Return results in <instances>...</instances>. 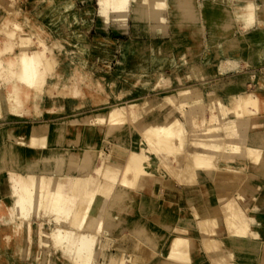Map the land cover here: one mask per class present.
Segmentation results:
<instances>
[{"label":"bare ground","instance_id":"bare-ground-1","mask_svg":"<svg viewBox=\"0 0 264 264\" xmlns=\"http://www.w3.org/2000/svg\"><path fill=\"white\" fill-rule=\"evenodd\" d=\"M141 1L144 4L148 2L150 6H153L150 8V10L154 9L153 13L148 9L149 4L148 8H145V11L149 10L148 14L151 17L162 18V11L166 6L165 0ZM221 1L224 0H215L217 6ZM232 1L231 6L216 7L214 13L211 14L216 40L223 35V29L232 26L233 22H238L245 28L254 26L259 19L257 16L259 10L260 12L264 11V4L258 6L255 0ZM130 2L131 0H99V11L106 20L114 15L125 21ZM198 6V0H180L174 5L177 17L181 18L176 23L178 32L186 33L189 30L192 35H196L197 30H194V27L196 26ZM9 18L5 19V22L8 20L9 23ZM14 25L19 27L17 23ZM1 39L0 36V41ZM244 44L251 48L249 51L251 57H264V34L260 33L259 35L258 31L249 32L244 39ZM37 45L38 49L33 50L23 44V48L16 57L17 72L10 79L7 78L8 84L4 89H1L0 82L1 116L8 113L31 115L25 102L32 103L35 112L33 115H36V119L47 113V108L43 111L40 104L37 103L32 86L36 83L40 68L48 64L51 58L43 40L38 38ZM212 52L215 54V59L209 56ZM240 52L241 43L234 36H229L206 50V63L209 65L213 60H216L220 64L221 60L225 59L232 63L231 70H237ZM183 65L181 70L176 69L174 72L178 79L201 78L206 75L203 67L193 61L189 60ZM228 69L224 70L228 71ZM4 70H8V67L4 68V62L0 59V77L3 76ZM216 71L218 72L216 69L214 73H217ZM179 73H183V75H179ZM243 83L245 80L235 79L224 83L219 88L223 93L239 96L230 110L232 114L235 116L248 114L249 116L247 128H250L251 131L243 137L247 141L245 142L246 153H242L243 146L239 145L237 141L227 139L228 137L226 138L222 133L220 136L224 138V141L230 142L228 143L231 146L230 153L223 149V146L216 140L214 142L211 139H208L211 142L203 138L198 140L199 145L206 143L209 148L219 152L220 155L223 154L220 167H223L224 170L245 166L247 159L244 163H236L242 159L243 154L248 156L251 161L258 160L259 151L261 147H264V119L258 120V117L264 115V81H258L255 91L245 89ZM216 90H218L217 87L207 90V95L209 97L215 95ZM87 92L91 94L90 91ZM129 92L130 90H122L118 94L119 96L130 95ZM180 95L183 97L184 93L181 92ZM176 98H179L177 94L169 95L167 104H177ZM197 100L199 98H192L188 102H184L195 103ZM214 100L218 102V106H216L218 111H222L225 108V103L219 97ZM212 102L211 105L214 104ZM51 103V108L59 110V113H64L65 109L62 103L55 99H52ZM142 103V101H131L123 108L116 107L109 110L69 115V117L59 120L55 125L40 122L34 124L25 136L15 130V125L7 126L6 138L15 143L25 144L29 141L47 140V143L43 144L45 155L42 166L34 163L22 167L25 159L22 160L20 156L16 155L15 161H10L11 158H7L6 155L8 148L0 145V171L8 169V166L12 169L10 175L14 176L11 179L17 181L19 185L18 190L12 191L15 196L12 215L16 213L24 221L31 213L37 212L42 207L52 211L61 226H65L67 223L74 226V231L69 230L70 228L67 229L68 227L65 229L58 227L52 232L54 241L62 246H65L68 241L66 249L72 251V259L84 264H89L92 261L100 235L106 238L104 256L109 262L107 264H152L150 262L152 260H155L156 264H264V231H261L264 213L257 210L255 203L248 211L241 206L237 197L228 198L224 192L228 188L224 182L226 180L224 174L217 178L220 189L217 195L207 196L206 200L199 201L194 207L188 204L186 209L177 210L176 216H186L188 220L180 218L181 222H176V226L172 225L169 228V224L174 221L172 219L173 208H180L186 200V195L169 196V188L165 187L164 179L170 177L182 186H188L191 189L190 187L198 184L201 180L209 179L204 168L212 165L210 162L212 155L185 148V137L188 133L185 119L175 115L171 110L166 114L168 116L166 123L158 125L151 123L146 127L143 126L141 132L146 145L134 147V144L130 143L129 138L126 137V128L124 127V129L120 125L130 118L136 121L140 112L151 109V107H143ZM213 106L216 109L215 105ZM225 112H227L226 108ZM225 112L222 111L223 116ZM212 117L210 119L220 127L223 117H214V119ZM232 123L236 129H239L240 125L238 126V124L243 122L237 120ZM223 125L226 127L228 123ZM204 128L198 131V135L212 138L209 125ZM69 130L87 132L91 139L106 140L115 136L117 143L123 146L122 148L127 151V154L118 156L117 153H111L112 151L110 153L100 151L95 146H87L81 151L76 149L67 151L65 140ZM229 134L233 133L229 132ZM226 153L228 154L226 155ZM228 155L234 157L228 159ZM152 156L163 161L165 165H162L166 166L165 170L167 169L164 173L153 170L152 161L154 158ZM161 161L159 163H162ZM157 168L159 170V167ZM258 168L264 169V163L259 164ZM92 172L98 174L97 180L91 176ZM6 192V199H9L10 191ZM71 194L78 195L79 198L83 197L84 205L80 206L81 210H75L76 204L73 205V210L71 205H68ZM160 204L165 206L161 213ZM138 208L146 210L148 215L154 218L160 214L159 218L161 219H157L160 227L155 228L147 225V220L133 222L134 214L138 213ZM71 216L73 217L72 225ZM192 217L193 219L196 217L197 220H193ZM132 222L134 226L130 229L133 233L130 255L124 256L123 251L126 250V244L122 245L118 241L114 243L117 248L116 253H109L106 247L109 246V241L114 238L113 229L125 225L130 226ZM141 223L144 225L141 226ZM174 227L175 232L172 231ZM196 230L197 233H195ZM168 232L174 234L171 235ZM2 235L3 239L7 238L5 232Z\"/></svg>","mask_w":264,"mask_h":264},{"label":"rangeland","instance_id":"rangeland-1","mask_svg":"<svg viewBox=\"0 0 264 264\" xmlns=\"http://www.w3.org/2000/svg\"><path fill=\"white\" fill-rule=\"evenodd\" d=\"M179 1L165 0L166 6L160 19L158 16L151 17L148 14L150 8H153L148 2L144 4L141 0H131L127 18L124 21L114 15L107 20L102 19L97 14V9L100 10L99 0H0V36L2 38L0 41V59L4 62V68L8 67V70H4L3 76L0 77L1 89H4L8 84L7 78L10 79L17 72L16 57L23 48V44H26L28 48L37 50V41L40 38L45 42L48 55L51 58L48 64L40 68L36 83L32 86L37 103L40 104L43 111L47 108V113L36 119V115H33L35 112L32 103L25 102V106L29 108L31 115L14 113H8L5 116L0 115V145L8 148L6 150L7 158H11L10 161H15V156L18 155L22 160L25 159L22 167L34 163L42 166L45 155L43 144L47 143V140L29 141L25 144L15 143L6 138L5 131L9 125H15V130L25 136L34 124L40 122L55 125L59 120L69 117V115L109 110L116 107L123 108L127 106L128 102L142 101L143 107H151V109L140 112L136 121L130 118L120 125V127L126 128L124 129L129 142L134 144V147L145 146L146 141L142 136V127L151 123L156 125L166 123L167 112L173 111L175 115L185 119V127L188 132L185 137V148L212 155L210 161L212 165L204 168L208 178L218 185L217 178L224 174L226 176L225 184L233 189V192L226 196L228 198L237 197L241 206L250 211L249 208L254 206L257 190L264 185V169L258 168L259 164L264 163V147H261L259 151L258 160L251 161L248 156L243 154L242 159L236 163H244V157L247 159L245 166L224 170L223 167H220L223 154L220 155L219 152L209 148L206 143L199 145L198 140L202 138L211 139L212 142L216 140L223 146V149L230 150L231 146L228 144L230 142L224 141V138L220 136L221 133L223 135L227 133V127H229L228 125L225 127L223 124H230L237 120L248 123L249 116L248 114L242 116L232 114L230 110L239 96L223 93L219 87L231 80L243 79L245 80L243 87L249 91H255L257 89L256 76H251L256 75L257 71L255 66H247V68L244 66L243 69L246 72L243 74L248 73L250 76L249 79H245L241 78L243 76L240 72L236 73L235 70H231L233 68L232 63L225 59H222L220 64L216 60H213L209 65L202 63L203 59L207 61L205 53L207 47L212 45L209 33L201 32V28L198 26L194 27V30H197L196 35H192L189 30L186 33L178 32L176 23L181 18L177 17L174 5ZM146 7L149 9L148 11H145ZM150 11L153 13L154 9ZM8 17H10L9 23L8 20L5 22ZM15 23L19 27H16ZM209 56L215 59L213 52ZM189 60L195 61L196 64L203 67L206 75L201 78L178 79L174 74L175 70H181L184 67L183 64ZM239 62L238 65L240 66ZM226 68L231 69L225 71ZM238 68L240 69V67ZM216 69L218 72L214 73ZM179 75H183V73H179ZM92 81L97 83H92ZM215 87L218 90H216L215 95L209 97L207 90H213ZM122 90H130V95L119 96L118 93ZM87 91H90L91 94ZM181 92L184 93V98L180 95ZM173 94L179 96L178 99L176 98L177 104H167L168 96ZM196 97L199 100L195 103L184 102H188L192 98L197 99ZM218 97L225 103L228 112H225L224 108L222 110L225 112L224 116V113L216 108L218 102L214 98ZM52 99L62 103L65 109L64 113H59V110L50 107V105L52 106ZM212 101L216 109L211 105ZM220 116L223 118L219 127L210 118L214 119V117ZM263 119L264 115L258 117V120ZM206 125L210 127L212 138L198 135V131L205 129L204 126ZM238 126L239 129L234 126L231 129L233 133L231 139L239 142L240 136L242 137L243 134L244 137L251 130L247 128L248 124L239 123ZM245 140L243 138L244 143L241 145L244 153H246L247 146ZM238 144L240 145V143ZM87 146H95L106 153L112 151L111 153H117L118 156L127 154V151L122 148L123 146L117 143L115 136L106 140L91 139L87 132L69 130L65 140L67 151L68 149L81 151ZM231 157L234 156H227L228 159ZM159 161L161 160L153 159V170L164 173L167 170L164 169L166 166L163 167L165 164L163 161H161L162 163ZM7 168L0 171V264H64L65 262V264H84L72 259V251L66 249L68 241L65 246L56 244L54 241L52 237L54 230L58 227L64 229L68 227L67 229L70 228L69 230L74 231V226H70L69 223L61 226L56 221L52 211L42 207L37 212L31 213L24 221L16 213L12 215L15 198L12 191L18 190L19 185L17 181L11 179L14 177L10 175L12 169L8 166ZM242 172H247L248 175L243 177L241 176ZM90 174L95 180L98 179L97 173L92 172ZM227 179L229 180L227 181ZM169 181L174 182V179L170 177L164 179V183ZM8 190L11 196L6 199V191ZM262 190H260L257 198L261 196ZM247 193L251 194L249 203L244 201ZM83 202V197L78 199L76 211L81 210L82 205H84ZM160 205L161 213L165 206ZM177 210L180 211V208H173L172 219L174 221L169 224V228L172 225L176 226V222H181L180 218L188 220L186 216H176ZM137 211L138 213L134 214L133 222L147 220V225L155 228L160 227L158 222L161 219L159 218L160 214L154 218L149 216L146 210L138 208ZM70 221L72 225V216ZM133 222L130 226L125 225L113 229L114 238L109 241V246L106 247L110 253L117 241L122 245L126 244L127 247L132 244L133 233L130 229L134 226ZM143 225L141 223V226ZM172 231L175 232V227ZM4 232L7 234L6 239L2 238ZM173 232H168V234L171 233L172 235ZM197 232L196 230L195 233ZM104 240L106 238L100 235L95 246L96 253L89 264L109 263L104 256L105 252H103L105 251ZM150 262L156 264L155 260Z\"/></svg>","mask_w":264,"mask_h":264},{"label":"crops","instance_id":"crops-1","mask_svg":"<svg viewBox=\"0 0 264 264\" xmlns=\"http://www.w3.org/2000/svg\"><path fill=\"white\" fill-rule=\"evenodd\" d=\"M82 1H84V0H82ZM198 1H199V8L197 9V20L195 21V24H196V26L201 28V32L203 31V32L209 33V39L212 42V45H209L207 47V49H209L211 46L216 44L217 41L225 40L229 36H234L241 43V52L239 54V61H240L239 67H240V69L238 68L237 70H235V72L236 73L240 72L242 74L241 76H243L241 78L249 79L250 76L248 73H246L245 75L243 74L246 72L243 68H244V66L246 68H247V66H251V67L255 66V70L257 71L255 73L256 75L253 74L251 77L256 76L257 84H258V81H260V80L264 81V76H263L264 75V57H259V58L257 56L251 57L249 55V53H250L249 51L251 50V48L249 46H246V44H244V39L247 37V34L249 32L258 31L259 35H260V33L264 34V11L260 12V10H259L258 15H257L259 17V19L254 26H252L250 28H247V27L245 28L244 25L239 24L238 22H233L232 26H229V27L223 29V35H221L219 37V39L216 40L215 34H214V28L212 25L211 14L214 13V10L216 7L219 8V7H222L224 5L225 6H231L232 0H224L223 2L221 1V2H219L218 6H217L215 0H198ZM263 1L264 0H255L256 4L258 6H262L264 4ZM98 5H99V2H98ZM97 14L100 17H102V19L105 18L103 16V14L99 11V9H97ZM158 29H160V28H158ZM193 62H195V61H193ZM201 62L204 64L206 63V61L204 59ZM233 73H234V71H233ZM243 123L247 124L246 122H243ZM233 125H234L233 123L228 124L229 127H227V133H225V137L226 138L228 137L227 139H230V140H232L231 139L232 134H229V132L230 133L232 132L231 129H232ZM234 141H236V140H234ZM237 143H240V145H243V143H244L243 134H242V137L240 136V140H239V142L237 141ZM227 151L230 152V150H227ZM243 151L244 150H242V153H243ZM243 160H246V159H244V157H243ZM247 175H248L247 172L241 173V176H243V177H246ZM228 180L229 179H227V181ZM164 185H165V187L169 188L168 194L171 197H176L177 194H185L186 195V200H185L184 204H181V206H180L181 210H184L185 207H187L186 205H188V204H191V206L193 205V207H194V206H196V203H198L199 201L206 200L207 196L217 195L220 191L217 183L214 181H211L210 179L201 180L198 184H195L192 187H190L191 189H189L188 186H182L177 181H174V182L169 181V182L164 183ZM261 189H263V190H262L261 196H259L258 197L259 199H258L257 196L259 195V192ZM224 192H226V194H229V193L231 194L233 192V189L228 187V188H226V190ZM250 196H251L250 193L246 194L245 200H244L245 203H249V201H250L249 199L251 198ZM257 196H256L255 201H254L255 205L257 206V210L259 209L260 212L264 213V185L262 188H259L257 190ZM69 198H70V202L68 203V205H71V209H72V208H74L73 205H75L77 203L79 196L71 194V196ZM261 231L262 232L264 231V222L262 224ZM248 239L251 240L250 237H248ZM103 245L105 247V240H104ZM114 247L115 248H113L111 254L116 253L117 248H116V246H114ZM130 248H131V245L129 244L128 247L126 246V250L123 251L125 257H128L130 255Z\"/></svg>","mask_w":264,"mask_h":264}]
</instances>
